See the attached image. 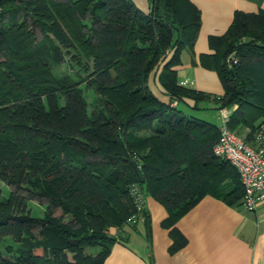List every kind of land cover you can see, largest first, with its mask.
I'll return each instance as SVG.
<instances>
[{"label":"trees","instance_id":"trees-1","mask_svg":"<svg viewBox=\"0 0 264 264\" xmlns=\"http://www.w3.org/2000/svg\"><path fill=\"white\" fill-rule=\"evenodd\" d=\"M200 25L191 0H149L147 15L132 0H0V180L11 187L0 199V239L19 244L0 264H103L109 229L135 212L132 184L167 210L171 251L186 242L176 222L205 194L242 205L238 171L213 153L219 126L181 106L235 107L227 126L252 141L264 124V10L236 11L209 37L200 63L217 71L221 96L177 80L179 52ZM61 46L87 77L53 71L66 61ZM159 67L168 102L147 84ZM83 83L97 95L90 112ZM32 199L45 203L42 216L29 212Z\"/></svg>","mask_w":264,"mask_h":264},{"label":"crops","instance_id":"crops-1","mask_svg":"<svg viewBox=\"0 0 264 264\" xmlns=\"http://www.w3.org/2000/svg\"><path fill=\"white\" fill-rule=\"evenodd\" d=\"M191 2L200 10L201 25L192 48L179 52L180 62L175 66L177 80L186 87L221 96L224 87L217 71L203 67L200 56L212 52L209 37L225 33L236 11L257 13L264 10V0ZM160 72L161 67L150 75L147 84L156 97L168 102L169 96L159 81ZM154 87L165 98L154 93ZM176 104L171 102L173 106ZM200 108L214 110L207 111L209 118L204 120L217 126L222 123L223 110L217 109L215 102L205 100ZM234 109L226 108L228 117ZM230 181L225 180L229 185ZM167 215L160 202L146 195L141 220L109 229L115 240L103 264H264V199L254 210H247L242 205H229L213 194H205L176 222L175 227L186 242L175 251L170 249L173 239L169 228L161 224Z\"/></svg>","mask_w":264,"mask_h":264},{"label":"built area","instance_id":"built-area-1","mask_svg":"<svg viewBox=\"0 0 264 264\" xmlns=\"http://www.w3.org/2000/svg\"><path fill=\"white\" fill-rule=\"evenodd\" d=\"M238 60L232 59L233 63ZM223 110L224 119L219 125V139L213 147V153L227 160L239 173L243 188L242 206L247 210H254L259 201L264 199V124L253 133L251 142L235 133L227 126L228 115ZM135 212L128 217L127 222L135 224L143 218L145 210L144 190L132 184L129 187Z\"/></svg>","mask_w":264,"mask_h":264},{"label":"rangeland","instance_id":"rangeland-1","mask_svg":"<svg viewBox=\"0 0 264 264\" xmlns=\"http://www.w3.org/2000/svg\"><path fill=\"white\" fill-rule=\"evenodd\" d=\"M132 1L136 4V6L142 11V13L144 15H147L149 13V0H132ZM35 32H36L37 39L41 38L42 35H41L40 31L38 29H36ZM246 40H248V38L242 37L240 41H246ZM61 48H62V50H63V52L65 54V60L66 61L63 62L60 65H54L53 66V71L56 74H61L63 72H69V73L73 74L74 72L76 73L77 70H79V72L81 71L82 74L87 77V75L90 72V69L88 71H86L84 69V66L77 65L71 60V54L73 53L72 50L70 52H68V50L65 47L61 46ZM72 65H73V67H72ZM82 88L84 89V95H85L86 100L88 102V110L90 112L91 111V107L94 105L93 102L97 98V95L94 92L92 87L86 88V83L82 84ZM154 93H156L161 98L164 97L162 95V93L159 92V90H157L156 88L154 90ZM181 107L183 108L185 106H181ZM209 110L210 111L211 110L214 111L213 109H210V108H203V109L202 108L193 109V108H186V107L184 108L185 114L193 115V116H196V117H199V118H203V119L209 118V117H206L207 111H209ZM10 191H11V187L8 184H6L4 181L0 180V199L1 200L5 199L9 195ZM29 203H30L29 212L33 216H42L43 215V212H44V209H45V203L39 202L36 199L29 200ZM56 215H57V217L60 216V220L62 222L68 221L69 218H70L69 214H60L59 210L56 212ZM34 231L37 233L38 230L35 229ZM7 245H11L13 250L12 251H8L6 249ZM18 245L19 244L17 242H15L11 236H6V237L0 239V253L3 256L11 257L12 255H14L15 249H16V247ZM98 250H99V247H95V248H89L88 247V248L84 249V252L85 253H91V254L94 255V254H96V252ZM65 251L68 254L69 258H71L73 256V253L70 252L68 249H66Z\"/></svg>","mask_w":264,"mask_h":264},{"label":"water","instance_id":"water-1","mask_svg":"<svg viewBox=\"0 0 264 264\" xmlns=\"http://www.w3.org/2000/svg\"><path fill=\"white\" fill-rule=\"evenodd\" d=\"M68 241L72 245H77L79 242L77 238H70V239H68Z\"/></svg>","mask_w":264,"mask_h":264}]
</instances>
